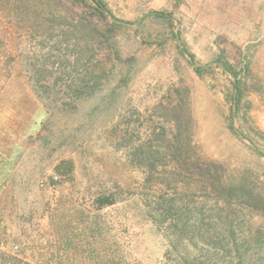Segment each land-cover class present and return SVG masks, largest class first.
Returning <instances> with one entry per match:
<instances>
[{"label":"rangeland","instance_id":"obj_1","mask_svg":"<svg viewBox=\"0 0 264 264\" xmlns=\"http://www.w3.org/2000/svg\"><path fill=\"white\" fill-rule=\"evenodd\" d=\"M94 1L81 0V18ZM101 1L109 48L87 23L77 40H64L65 28L22 30L7 44V68L0 65V240L19 243L36 263L61 246L79 263L87 181L141 186L145 169L128 163L163 127L173 129L163 117L181 96L200 155L222 163L231 180L255 178L264 194V0ZM113 49L118 60L112 55L99 84V59ZM81 89L92 94L82 99ZM127 225L117 235L125 256L157 264L160 234L137 218Z\"/></svg>","mask_w":264,"mask_h":264},{"label":"trees","instance_id":"obj_2","mask_svg":"<svg viewBox=\"0 0 264 264\" xmlns=\"http://www.w3.org/2000/svg\"><path fill=\"white\" fill-rule=\"evenodd\" d=\"M63 9L65 14L61 15ZM91 9L92 14L81 18V0H0L2 69L7 68V54L14 50L7 44L22 30L47 35L65 28L68 33H60L64 40L69 35L77 40L81 22L87 23L84 25L93 26L94 34L109 48L111 39L106 29L99 27L108 26L110 13L101 0L94 1ZM92 18L95 24L91 23ZM117 54L113 49L101 56L96 82L100 84L107 77V63L114 60L112 55L118 60ZM28 68L31 79L33 67ZM202 71L195 67L198 75ZM76 92L82 99L92 94L84 89ZM166 110L164 122H172L173 129L163 127L154 141L140 150L141 160L128 163L130 167L145 169L141 186L130 187L116 178L109 185L87 181L89 197L81 208L86 249L80 252L78 264H133L121 250L117 235L121 229H128L127 224L134 218L148 223L162 237L164 252L157 264H264V256L260 255L264 250V194L258 191L255 178L240 175L231 180L222 163L200 155L190 141L185 97ZM108 209L118 211V215L109 220L98 215L89 217ZM130 210L131 217L127 213ZM55 216L62 222L60 215ZM112 231L116 235H109ZM23 250L19 243L9 245L3 237L0 264H73L75 258V253L69 257L61 246L55 254L45 253L36 263L25 257Z\"/></svg>","mask_w":264,"mask_h":264}]
</instances>
